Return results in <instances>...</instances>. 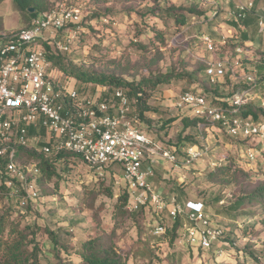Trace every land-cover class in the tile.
Returning <instances> with one entry per match:
<instances>
[{
	"label": "rangeland",
	"instance_id": "374dc122",
	"mask_svg": "<svg viewBox=\"0 0 264 264\" xmlns=\"http://www.w3.org/2000/svg\"><path fill=\"white\" fill-rule=\"evenodd\" d=\"M47 2L48 8L55 4H64L81 9V21L69 49L66 52L54 50L63 57V64L69 70L105 74L129 83H137L151 74L167 73L173 69L190 73L198 68H204L209 63L225 61L229 55L223 50L213 53L206 50L201 40L203 35H207L205 25L199 23L202 21L204 23L206 19L186 12L190 8L203 12L194 1L184 3L181 0H47ZM159 2L183 10L186 23L177 26L172 20L167 19L164 24L163 19L158 18L140 21L139 13L155 8ZM104 10H107V14H104ZM107 15L109 19L105 22L102 18ZM26 24L23 15L14 10L11 0L0 3V34L22 29ZM151 27H154V32L149 30ZM68 34V31L58 33L56 41L65 44ZM140 46H145L147 51L141 50ZM236 70H238L235 73L236 78L240 77L239 74L242 75L243 71L247 74L243 79L232 80L229 79L230 74L226 73L225 76L210 82L205 71H202L197 76L203 79L202 83L174 81L169 85L160 86L148 100L151 111L146 114L147 121L136 123L138 128L158 146L173 151L179 162L185 158V150L189 146L207 148V153L202 158L188 166L171 164L159 156V163H153V177L150 178L152 183L160 188V190L156 188V191L160 192L165 201L174 196L182 206L187 200L202 201L205 204L211 226L223 232L220 242L211 250L199 249L207 255L205 262L193 263L191 258L183 257L182 250L187 249V244L183 240V227L178 229L174 246L170 250L165 244L169 236L154 234L156 226L162 225L168 230L175 221L169 218L166 209L157 213L151 206L143 208L137 222L132 217L112 219L115 197L108 198L104 190L111 189L117 196L124 185L115 166L104 172L99 179L84 163L74 160L68 164V175L64 173L57 185L54 179L42 185L32 180L29 185L32 192H36L37 195L29 203V209L20 208L18 215L14 216L19 218L21 216V226L35 223L41 231L47 229L55 232L60 243L71 248L69 252L73 262H77L73 252L79 248L80 243L98 235L110 240L127 259L128 264H145L154 253L161 256L163 264H169L176 259L178 264H224L227 263L225 258L231 254L234 258L239 257L236 260L238 264L241 262L255 264L252 262L254 258L264 262V212L260 206L240 208V204L236 202L240 187H248V184L244 182L242 184L240 181V185L223 187L206 181L210 171L228 164L229 161L233 162L235 167L238 165L241 168H251L252 178H255L254 172L260 168V176L256 177L261 178L264 173V141L257 138H233L223 130L219 132L205 130L200 123L195 128L185 129L182 119L195 118L189 109L175 108V102L183 92L202 94L208 102L217 105L222 104L214 99L217 94L222 98H229L228 96L239 91L250 89L251 87L244 81L246 76L254 77L253 67L242 62L240 68ZM53 75L59 76L63 83L75 89L81 96L84 88L82 82L71 76L66 77L68 76L66 73H60L57 69L53 70ZM261 90L251 88L248 97L245 98L248 99L247 104L264 108V93ZM96 91H100V87L95 88L93 94ZM169 118H175V121L164 125ZM262 118L264 117L256 122L264 124ZM37 138L33 130L29 131V147ZM248 148L256 151L253 161L245 157ZM35 163L34 159L23 156L16 165L20 169L25 167L26 176H32L30 165ZM145 163L146 166L151 165L149 160ZM61 168L62 163L57 164V170ZM162 189L170 195L163 196ZM176 219L181 221V225L189 224L184 214ZM38 236L43 251L41 264H54L50 242L42 233ZM217 249L224 252L222 258L215 257ZM170 252L175 253L171 255ZM164 253L170 254L163 257ZM61 258L64 259L66 256L62 253Z\"/></svg>",
	"mask_w": 264,
	"mask_h": 264
},
{
	"label": "built area",
	"instance_id": "2783aa9c",
	"mask_svg": "<svg viewBox=\"0 0 264 264\" xmlns=\"http://www.w3.org/2000/svg\"><path fill=\"white\" fill-rule=\"evenodd\" d=\"M213 8L211 18L217 14L215 0H201ZM251 4H239L227 12V17L240 20L250 10ZM81 21V9L77 6L57 4L52 9L33 17L28 26L0 34V158L5 160V173L20 177L24 196L21 204L33 200L36 192L26 182V175L16 165L13 146H29V131H34L42 143L37 150L44 156L68 152L78 155L82 162L97 176L102 177L108 168L117 166L122 180L128 187L131 200L129 210L151 206L157 213L167 210L175 220L184 214L189 224H183V240L188 246L209 251L223 235L221 229L212 227L202 203L188 201L180 205L174 196L165 201L162 195L147 183V175L141 170L146 154L160 156L171 164L188 166L207 153L189 146L181 162L173 151L165 150L153 142L136 125L129 98L122 89H115L108 97L98 93L82 94L53 75L51 62L44 46L67 51ZM105 21V20H104ZM106 22V21H105ZM68 31L65 44L56 41L57 34ZM208 52H221L226 39L214 41L208 35L201 38ZM241 53V47H235ZM242 62L238 57L215 61L206 66L205 74L210 82L226 73L235 76ZM245 82L254 88L256 79L246 76ZM250 90H243L227 103L226 107L208 102L202 94L183 92L175 102L176 109L187 108L202 126L223 130L233 138H257L264 141V125L251 117L241 116L243 100ZM14 142L15 145L12 144ZM245 157L253 161L256 151L248 148ZM36 164H31L32 175L37 174ZM11 185V184H9ZM166 228L155 227L154 234L162 235ZM224 252L216 251V258Z\"/></svg>",
	"mask_w": 264,
	"mask_h": 264
},
{
	"label": "trees",
	"instance_id": "16d2710c",
	"mask_svg": "<svg viewBox=\"0 0 264 264\" xmlns=\"http://www.w3.org/2000/svg\"><path fill=\"white\" fill-rule=\"evenodd\" d=\"M3 1L4 0H0V3ZM11 2L14 10L23 15L24 21L27 22L26 27L33 17L41 12L52 9L56 5L48 8L47 0H11ZM186 12L197 16L203 15V12H199L195 8H190L186 10ZM104 14H107V10H104ZM138 17L140 21L143 22H146V20L150 18L155 20L158 18L163 19L164 24L167 19L172 20L177 26H182L186 23L183 10L169 6L164 2L163 5L159 2L155 8L147 10L146 12H140ZM102 19L107 21L109 16H104ZM149 30L154 32V27L149 28ZM41 44L44 46L46 56L51 62L53 69H57L60 73H66L68 75L66 77L71 76L75 78L76 81L82 82L84 85L82 94L87 95L89 92L93 94L94 89L100 87V91H96V93L99 94L100 98H105L115 89L124 90L130 100L133 115L139 122L147 121L146 114L151 111V108L148 106V100L160 86L169 85L174 81H186L188 83L197 84L202 83L203 79L197 76L199 73L206 70V66L193 70L190 73L173 69L167 73L151 74L148 77L142 78L137 83H129L110 75L66 69L63 64V57L60 56L59 53L54 52L48 44L44 42H41ZM140 49L144 52L147 51L145 46H140ZM260 69L261 72L259 73L258 82L260 85H264V66H261ZM228 97L230 98V96ZM217 105L226 107L227 103ZM241 116L251 117L252 120L257 121L259 118L264 117V108L262 106H254L247 103L243 104L241 107ZM173 121H175V118H169L163 124L169 125ZM182 123L186 129L190 127L195 128L200 121L198 119L183 118ZM203 127L206 128L209 126L205 125ZM12 144L15 145L14 142H12ZM41 144L38 137L35 143L30 147L13 146L16 164L17 161L22 160L23 156H28L36 162L35 169L37 170V174L34 177L33 175L26 176L27 183L33 180L42 185L50 183L54 179V183L57 185L64 173L68 175V164L70 162L74 160L82 162L78 155L68 152L44 156L37 151V147ZM59 163H62V168L58 171L57 164ZM233 164V162L229 161L228 164L210 171L206 176V181L223 187H229L233 184L240 185V181H242V184L243 182L247 183L248 187H240L236 202L240 204V208L260 206L262 208L261 211L264 212V173L261 178L256 177L260 174V168H258L259 171L256 170V172H254L255 178H252L251 168H241L238 165L235 167ZM112 168H108L107 171ZM117 169L119 172L117 174H120L122 179L121 170L118 167ZM21 170L25 173V167H21ZM96 178L100 179L97 175ZM251 179H254V181H251ZM23 183V180L16 177H9L5 173V160L0 158V264H41L40 259L43 251L40 246L39 233H42V236L51 244L50 253L55 260L54 264H128L127 259L117 250L115 245L102 235L82 241L79 248L73 252V256L77 258V262H73L70 258L72 255L69 252L71 248L69 249L67 246L62 245L55 232L47 229L41 231L39 226L35 223L21 226V216L19 218V216L15 217L14 215H18L20 208L26 207V209H29L28 205L31 203V200H27L24 205L21 204V198L25 195ZM123 183L124 185L121 186L122 190L117 196L113 194L111 189L104 190L108 198L113 199L115 197L111 217L113 220H122L127 217H132L133 220L137 222L138 217L142 214L143 207L136 210H129L131 196L127 185L125 182ZM180 227L181 221L175 219L171 227L164 232V235L169 236L168 240L165 242L169 250L174 246L176 240L175 235ZM62 253L66 258H61ZM161 259L158 253H154L145 264H163ZM252 262H255V264H264V262H260L259 259L256 258L252 259ZM242 263L245 264V262H241L240 264ZM169 264L176 263L170 261Z\"/></svg>",
	"mask_w": 264,
	"mask_h": 264
},
{
	"label": "crops",
	"instance_id": "0c3cea01",
	"mask_svg": "<svg viewBox=\"0 0 264 264\" xmlns=\"http://www.w3.org/2000/svg\"><path fill=\"white\" fill-rule=\"evenodd\" d=\"M181 1L184 3H190L194 1V3L196 2L198 4V8H200L203 11V15H201L198 18L206 19L204 23H202L203 22L202 20H201L202 22H199V23L205 25V31L207 35L210 38H212L214 41H220L223 38L226 39L227 45L223 47V51H225L226 54H229L226 58L232 60L233 58L238 57L241 59V62H245L246 64H249L250 66H252L254 69L253 76L256 79V86L254 88L262 89L261 91L264 93V85H260L258 82L259 73L261 72L260 68L261 66H264V0H215L216 5H217V14L211 20H210L211 12L213 10L211 6L204 5L201 0H181ZM249 3L251 4L252 7L244 15L242 19L237 21V20L227 17L226 15L227 12L229 10H233L236 5H239V4L244 5V4H249ZM207 22H210V23L207 24ZM237 46L241 47L240 54L235 53V47ZM237 71L238 70H236L235 73H237ZM239 71L241 72L242 70H239ZM246 74L247 72L243 71L242 75L239 74L240 77L236 78L235 76H229V79L240 80V79H243V77ZM254 88H252V90ZM247 90H251V88ZM240 92L241 91L237 92L235 95H231L230 98H222L220 94H217L216 98L214 99L215 100H229L235 97ZM257 98H259L258 95H257ZM247 100L248 99L243 100L244 104L247 103ZM262 119H263L262 120L263 122L264 118ZM258 120H260V118ZM205 130L219 132V130L215 127H206ZM253 140H251V142ZM147 160H149V163L151 164L150 166H146L147 163H145V161ZM159 160L160 158L157 155L146 154V159L141 165V170L145 172L146 174H149L147 175V183L153 189H155L154 191H156V188L158 190H160V188L156 187V185L152 183L150 178L153 177V174H152V168L154 167L153 163L154 164L159 163ZM157 186H158V183H157ZM161 193L163 194V196L170 195L164 190L163 192L161 191ZM171 194H173V192H171ZM188 201L202 203L204 207V212L207 215L206 206L202 201L187 200L186 202ZM186 247L187 249L185 251L182 250V253H183L182 255L186 259L191 258L193 263H199L203 261L205 262L207 260L206 253L194 247L188 246V245ZM170 253L171 255H174L175 252H170ZM170 253H164L162 255L163 257H168ZM237 259H239V257L234 258V256L231 254L229 255V257L225 258V261H227V263L224 262V264H238L236 261ZM173 262L178 264L177 259L174 260Z\"/></svg>",
	"mask_w": 264,
	"mask_h": 264
},
{
	"label": "water",
	"instance_id": "95a60500",
	"mask_svg": "<svg viewBox=\"0 0 264 264\" xmlns=\"http://www.w3.org/2000/svg\"><path fill=\"white\" fill-rule=\"evenodd\" d=\"M31 12H32V10H31Z\"/></svg>",
	"mask_w": 264,
	"mask_h": 264
}]
</instances>
